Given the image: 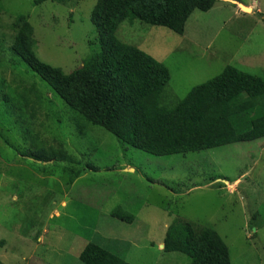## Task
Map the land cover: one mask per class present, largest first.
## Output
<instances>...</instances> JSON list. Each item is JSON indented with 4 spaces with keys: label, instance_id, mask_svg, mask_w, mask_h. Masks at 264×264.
I'll use <instances>...</instances> for the list:
<instances>
[{
    "label": "rangeland",
    "instance_id": "374dc122",
    "mask_svg": "<svg viewBox=\"0 0 264 264\" xmlns=\"http://www.w3.org/2000/svg\"><path fill=\"white\" fill-rule=\"evenodd\" d=\"M40 1L0 0V264H83L89 242L131 264H190L165 251L189 223L216 230L232 264H264V138L155 156L87 123L11 47L24 15L42 62L80 69L96 48L97 0ZM117 37L169 68V108L229 65L264 78V0H216L183 35L129 16ZM117 207L134 222L113 218Z\"/></svg>",
    "mask_w": 264,
    "mask_h": 264
},
{
    "label": "trees",
    "instance_id": "16d2710c",
    "mask_svg": "<svg viewBox=\"0 0 264 264\" xmlns=\"http://www.w3.org/2000/svg\"><path fill=\"white\" fill-rule=\"evenodd\" d=\"M215 3L97 0L91 15L98 30L96 48L84 66L70 74L38 58L34 28L24 15L14 22L16 34L11 51L87 123L148 154L185 155L263 139V77L229 65L169 108L162 104L171 80L169 68L117 37L118 28L129 16L183 35L193 12L210 11ZM33 156L44 161L55 158L54 153L44 152ZM111 216L126 223L135 220L121 207L115 208ZM165 251L189 256L190 264H232L230 249L216 230L207 227L195 235L190 223L178 237L167 235ZM80 260L83 264H131L95 242L85 246Z\"/></svg>",
    "mask_w": 264,
    "mask_h": 264
}]
</instances>
